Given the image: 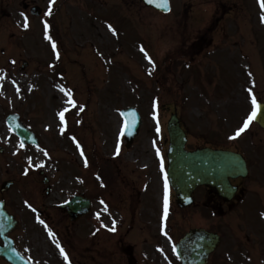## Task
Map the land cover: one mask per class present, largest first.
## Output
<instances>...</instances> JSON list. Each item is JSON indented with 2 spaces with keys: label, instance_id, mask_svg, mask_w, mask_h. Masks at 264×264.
Instances as JSON below:
<instances>
[{
  "label": "rangeland",
  "instance_id": "374dc122",
  "mask_svg": "<svg viewBox=\"0 0 264 264\" xmlns=\"http://www.w3.org/2000/svg\"><path fill=\"white\" fill-rule=\"evenodd\" d=\"M50 4L51 0H0V77H4L0 81V146L4 149L0 187L5 181H14L3 196L20 221L16 234L21 236L19 243L37 264L49 260L69 264L57 244L71 252V264H90L89 258L82 260L73 253L88 249L90 231L102 230L105 233L96 236L92 245L96 255L91 256L93 264H102L96 258L97 242L108 247L106 238L117 249L99 255L104 264H129L128 260L130 264H177L171 249L179 233L193 225L181 226L175 207V216L170 212L166 221L163 217L161 173L166 165L167 123L176 108L195 146L202 144L201 137L210 140L212 134L231 130L247 116L249 104L240 74L252 64L248 83L255 82V60L260 64L264 61L260 53L264 22L253 11V30L262 28L258 35L254 32L255 37L252 33V39L260 43L254 44V56L245 58L235 47L217 51L214 33L201 37L209 46L196 40L207 17L201 21L200 14L211 13L210 0H176L175 4L172 0L175 9L167 16L149 10L140 0H56L48 16ZM188 4L193 15L184 27L179 12ZM35 7L42 9L40 17L31 14ZM25 16L28 28L23 27ZM176 18L181 21L176 23ZM45 22L50 25L47 31ZM109 24L117 35L109 30ZM52 41L56 42L59 59ZM141 46L156 62L152 75L148 74L151 66ZM68 90L75 107L68 104ZM62 93L65 104L60 101ZM128 107L137 109L143 121L129 149L120 116ZM65 108L70 109L65 113L67 130L61 134L58 113ZM229 113L233 114L231 119ZM10 114H18L36 133L39 147H21L5 123ZM49 118L54 121L51 125ZM251 132L257 129L251 127ZM118 144L120 153L116 155ZM101 173L107 177L108 186ZM44 177L49 179V195L42 185ZM94 186L96 193L90 190ZM74 195L91 198L93 211L85 220L65 228L68 219L59 206ZM116 225L117 232L109 230ZM49 230L56 236L49 235ZM123 258L126 262H119Z\"/></svg>",
  "mask_w": 264,
  "mask_h": 264
},
{
  "label": "flooded vegetation",
  "instance_id": "af4514ba",
  "mask_svg": "<svg viewBox=\"0 0 264 264\" xmlns=\"http://www.w3.org/2000/svg\"><path fill=\"white\" fill-rule=\"evenodd\" d=\"M213 4V30H222L226 36L224 30L230 27L233 34L244 41L240 47L246 50H241V53H249L247 48L252 47L250 17L253 0H213ZM231 44L233 47L239 45L236 41ZM253 88L255 96H261L257 102L264 103V72L259 75ZM260 131L264 135V130ZM263 140H260V144ZM211 147L242 154L249 176L230 180L235 190L233 194L227 192L220 195L209 186L197 188L192 194L193 204L187 208L184 218L191 214L189 209H196L193 217L196 227L219 238L218 248L209 257V264H264V215H261L264 213V153L257 151V146L240 144L231 138L222 145ZM0 245H3L1 240ZM25 257L28 258L27 254ZM0 264L10 263L0 257Z\"/></svg>",
  "mask_w": 264,
  "mask_h": 264
},
{
  "label": "water",
  "instance_id": "95a60500",
  "mask_svg": "<svg viewBox=\"0 0 264 264\" xmlns=\"http://www.w3.org/2000/svg\"><path fill=\"white\" fill-rule=\"evenodd\" d=\"M142 1L147 7L162 11L153 4H149L147 0ZM162 12L168 13L169 11ZM122 115L125 119V125H128L125 128L127 142L131 144L139 130V116L133 110L124 111ZM256 120L264 126V117H258ZM12 127L24 141L29 140L28 132L22 127L18 125H13ZM168 130L171 141L169 175L173 188L177 191L180 198V203H183L184 195L189 196L191 191L199 184L207 183L219 186L220 182L217 181V178L222 176L223 180H225L227 177L238 176L245 168L242 159L232 154L211 150H202L195 153L185 152L186 136L180 128L179 120L175 115L169 122ZM62 208L67 209L76 219L79 215L85 214L89 206L88 203L85 204L80 199H74L71 203L62 206ZM13 226L12 218L8 217L3 211V205H0V230H2V236ZM215 245L216 243L209 244L205 240L201 241L200 232L193 230L178 244V255L182 264H207V257L215 249ZM0 253L3 256H10V253L6 254L1 252V250ZM12 259L14 264H24L16 253L13 254Z\"/></svg>",
  "mask_w": 264,
  "mask_h": 264
},
{
  "label": "snow or ice",
  "instance_id": "6c2138e0",
  "mask_svg": "<svg viewBox=\"0 0 264 264\" xmlns=\"http://www.w3.org/2000/svg\"><path fill=\"white\" fill-rule=\"evenodd\" d=\"M147 2L149 4H153L154 6L158 7L159 9H161L162 11L168 12L171 11V6H170V0H147ZM56 3V0H51V4L49 6V9L46 13V15L51 16L52 15V7L51 5H54ZM258 4L259 7L261 9V22H264V0H258ZM29 24H28V18L27 16L24 17V24L23 27L24 28H28ZM50 27V25L45 22V29L47 31V29ZM109 28V30L114 34L117 35V30L111 25L109 24L107 26ZM46 38H48L49 40H51L50 36H46ZM52 47L54 50H56V57L57 59H59V51L57 50V46H56V42L52 41ZM141 52L144 53L145 58L147 59L149 65L151 66V70L149 71V75H152L153 72L156 70V62L155 60L151 57V55L148 54L147 50L141 46L140 48ZM13 64H15L16 62L13 60L12 61ZM4 79V77H0V81H2ZM13 84H16V81H12ZM0 88H2V84H0ZM16 90L17 92L20 91V87L19 85L16 86ZM61 91H65V89L62 87ZM249 92H251V89H249ZM69 93V99H68V104L75 107L76 106V101L73 100L71 98V90H68ZM252 104H253V110L251 112V114L248 116V118L243 122L242 126L240 128L237 129V131L235 132V134L230 137L231 139H236L238 138L242 133H244L247 129H249L251 123L253 122L254 119H256L257 117V109L259 108V105L257 104V98L256 96L253 94L252 97ZM154 107H158V102H154ZM70 109L69 108H65L64 110L60 111L58 113L59 117H60V122H61V134H63L66 130H67V121L65 119V113L68 112ZM81 111L83 110L82 108L80 109ZM128 125H125V128H127ZM160 128H159V120L157 118V132L159 133ZM72 139L76 142L77 144V148L80 149V153L81 156H84V151L83 148L81 147L79 141L76 140V138L73 136ZM21 147H24L23 143H21ZM120 153V146L119 144L116 147V155H119ZM157 155H160V151L159 148H157ZM31 163V161H30ZM85 165L87 166V159L85 158ZM161 170L163 171V160H161ZM27 174V173H25ZM164 187H165V197H164V212H163V217L164 220L166 221L169 215V199H168V176L167 173H164ZM101 203L103 204L104 202L101 201ZM29 207H32L31 205H29ZM107 209V206L105 205V210ZM33 211H35V209H33ZM261 215H264V213H262ZM97 218L99 219V214H97ZM41 224H44L43 220H40ZM115 223V221H113V224ZM45 227L47 228V225L45 224ZM110 231L115 232L116 229L115 227H111L109 228ZM49 235L54 236L55 234L51 232V230H49ZM165 235H167V232H165ZM57 247L60 250V254L64 257L65 261H69V256L68 253L65 251V249L60 246L59 244H57ZM173 249L175 250V245H173ZM70 264V261H69Z\"/></svg>",
  "mask_w": 264,
  "mask_h": 264
},
{
  "label": "bare ground",
  "instance_id": "6f19581e",
  "mask_svg": "<svg viewBox=\"0 0 264 264\" xmlns=\"http://www.w3.org/2000/svg\"><path fill=\"white\" fill-rule=\"evenodd\" d=\"M60 101L63 103V104H65V103H67V100H66V97H65V95L62 93L61 94V99H60ZM53 119H51V118H49V123H48V125H51V124H53ZM162 190V189H161ZM160 198V197H159Z\"/></svg>",
  "mask_w": 264,
  "mask_h": 264
}]
</instances>
